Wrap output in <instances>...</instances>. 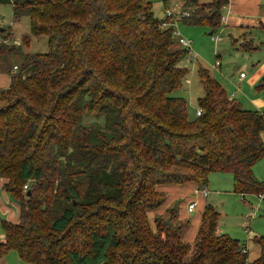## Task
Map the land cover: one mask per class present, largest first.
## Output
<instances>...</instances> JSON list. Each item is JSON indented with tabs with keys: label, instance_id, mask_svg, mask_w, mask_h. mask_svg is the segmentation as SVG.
Returning a JSON list of instances; mask_svg holds the SVG:
<instances>
[{
	"label": "trees",
	"instance_id": "obj_1",
	"mask_svg": "<svg viewBox=\"0 0 264 264\" xmlns=\"http://www.w3.org/2000/svg\"><path fill=\"white\" fill-rule=\"evenodd\" d=\"M230 1L179 0L183 16L163 0L159 17L150 0H0L13 20L28 15L24 44L46 35L48 47L5 68L0 178L18 218L0 221V257L15 250L31 264H247L246 243L218 231L210 204L192 243L176 204L157 212L164 187L202 188L210 172L230 173L235 193L264 196L253 172L264 156V113L245 109L200 64L201 113L189 117L186 99L172 95L191 58L187 47L172 48L176 22L214 30ZM2 31L0 54L13 52L11 28ZM255 89L264 90V74ZM252 241L260 254L251 264H264V236Z\"/></svg>",
	"mask_w": 264,
	"mask_h": 264
},
{
	"label": "rangeland",
	"instance_id": "obj_2",
	"mask_svg": "<svg viewBox=\"0 0 264 264\" xmlns=\"http://www.w3.org/2000/svg\"><path fill=\"white\" fill-rule=\"evenodd\" d=\"M150 1L155 14L164 12L166 7H164L163 0ZM170 1L169 7H175L176 10L180 9L179 0ZM234 2L237 3L236 10L241 11L236 13L229 10V15L236 18V20L233 23H226V14L230 7L228 4L222 9V17L224 19H221V25L214 30L207 25H189L181 20L176 22L178 35L190 40L192 43L190 56L188 55L191 58H186L181 62L182 65L188 67L189 74L186 76L182 87L173 92L172 95L182 96L186 99L189 117L195 115L197 98L203 94L197 73L199 64L208 69L210 75L221 84L232 98L238 100L245 109L258 110L264 113V90L257 91L255 84L258 81L253 83L250 80L253 74L264 66V0L259 1L257 13L243 9V3L245 7H248L246 5L248 4L247 2L242 3L240 0H235ZM248 2L251 4L250 1ZM175 4L177 5L175 6ZM8 27L11 28L12 38L6 42L7 45L17 41L16 44H19V46L13 52L0 54L1 69L12 68L14 64L21 65L26 53H44L47 51L46 35L32 37L28 44L23 43L22 37L29 34L28 15L25 14L18 20H13L11 6L9 4H0V42L4 34L2 29H8ZM245 44L257 47L245 49ZM179 47L180 44L176 41L172 45V48ZM217 61L219 65L215 67ZM240 72L246 74L247 77L239 84ZM258 104L261 105L259 106ZM262 139L264 141V131ZM253 172L258 181L264 182V156L255 163ZM207 181L206 187L210 192L208 197L205 198V203L210 204L222 217V224L218 230L233 238L247 241L251 250L255 244L252 241L253 237L264 236V199L260 200L259 196L255 194H245L242 197L240 194L235 193L233 191V176L230 173L210 172ZM187 196L194 197L192 193H188ZM196 198L199 200L198 197ZM185 199V195H182L174 203L178 209ZM4 202L6 208H12L16 214V206L18 204L8 195ZM201 211L197 206L192 213L187 214L186 218L190 223L186 229L190 233L191 229L195 228V223L199 222ZM180 215L184 216L183 214ZM196 216L198 222H191L189 218ZM7 218V211L3 213L0 210V221ZM180 218L183 217L180 216ZM248 221H250V236H247L244 231L246 228L245 222L248 223ZM3 238L4 234L0 223V239L2 240ZM3 259L8 264H31L22 260L15 250L8 251Z\"/></svg>",
	"mask_w": 264,
	"mask_h": 264
},
{
	"label": "crops",
	"instance_id": "obj_3",
	"mask_svg": "<svg viewBox=\"0 0 264 264\" xmlns=\"http://www.w3.org/2000/svg\"><path fill=\"white\" fill-rule=\"evenodd\" d=\"M235 0H232L231 3H229V9L227 11V14H226V20H227V24H229L230 22L233 23V21L236 20V18H233L231 15H229V10L230 11H234L236 13H239L240 11L236 10V6H237V3L234 2ZM242 2V0H240ZM250 1L251 4L248 2ZM248 1H243V2H247L248 4H246L248 7H245L244 6V3L242 5V7H244L243 9H245L246 11H251L253 13H257V9H259V1L260 0H248ZM15 65V64H14ZM14 65H12V71L14 70L13 67ZM7 69H1L0 67V90L3 89V88H6L8 85H9V82H10V76H9V73L6 71ZM264 74V66L260 67L259 70H257L253 76L250 78V80L253 82V83H256L260 77ZM246 74L244 77H242L241 79L238 78V82L239 84L241 82H243L245 79H246ZM256 103V102H255ZM257 105V104H256ZM259 106L261 104H258ZM5 183V180L0 178V210L4 213H8V218L7 220L9 221H12V222H16L17 221V218H18V205L16 206L17 208V211H16V214H15V211L10 208H6V205H5V202L4 200L7 199V193L6 191L4 190L3 188V185ZM204 188L207 189V187L205 186ZM202 188L200 187H197L195 184L193 183H187L185 185H171V186H166L163 188V190L165 191L166 193V201L163 203V205L157 210V212L159 211H164L165 209L169 208L170 206H172V204L176 203V201L182 197V195H185L186 199L185 201L182 203V205L179 207L178 211H179V217H183V218H186V216H188L187 214L188 213H192L195 208L198 206V209L203 210L204 206H205V198L208 197L209 195V192L208 189H207V193L206 194H203L202 193ZM188 193H192L194 195V197H188L187 194ZM242 197L244 195H241ZM199 198V200H197V198ZM192 201H196V205H195V208H193L192 210H189L188 209V205L189 203H191ZM202 213V211H201ZM180 214H183L184 216L180 215ZM200 217H201V214H200ZM196 217L194 218H189L191 220V222L193 221H196L198 222V219H196ZM187 219V218H186ZM251 221V220H250ZM250 221L248 223L245 222V227H247L248 231H245V234L247 236H250V233H251V230H250ZM199 223H200V220L199 222L196 224L195 223V228L194 229H191V233L190 231H188L187 229L184 230V234H183V238L185 241L187 242H190L192 243L193 240H194V237H195V234L197 232V229H198V226H199ZM222 224V217L221 215L219 214V221H218V227L220 229V226ZM244 226V225H243ZM219 231V230H218ZM220 232V231H219ZM246 236V237H247ZM249 238V237H247ZM244 242L246 243V249H247V253H248V262L247 264H251V262L253 260H255L259 254H260V247L258 244H254L253 248L250 250V247L247 243V241L244 240ZM5 257V256H4ZM4 257H0V264H8L5 259H3Z\"/></svg>",
	"mask_w": 264,
	"mask_h": 264
},
{
	"label": "built area",
	"instance_id": "obj_4",
	"mask_svg": "<svg viewBox=\"0 0 264 264\" xmlns=\"http://www.w3.org/2000/svg\"><path fill=\"white\" fill-rule=\"evenodd\" d=\"M173 11L174 10H169L168 12H167V14L169 15V14H173ZM176 14H179V15H187V13L185 12V11H180V9L178 10H176V12H175ZM221 19L223 20L224 18L223 17H221ZM176 37H177V39H178V42H179V44L180 45H182L183 47H187L189 50H190V46H191V41L190 40H188V39H185L184 37H182V36H180V35H178V32H176ZM14 43L16 44L17 43V41H14ZM219 65V62L217 61L216 63H215V67L216 66H218ZM15 68V67H14ZM245 76V74L243 73V72H240L239 73V78L241 79L242 77H244ZM201 113V109L199 108V107H197V109H196V114L197 115H199ZM24 189H26V185L24 186ZM202 193L203 194H206L207 193V189L206 188H203L202 189ZM263 194H260L259 195V199L261 200V199H263ZM194 206H195V201H192L189 205H188V209L189 210H192L193 208H194ZM249 222V221H248ZM244 231H248V229H247V227L244 229ZM243 252H245L246 251V248H244L243 250H242Z\"/></svg>",
	"mask_w": 264,
	"mask_h": 264
},
{
	"label": "water",
	"instance_id": "obj_5",
	"mask_svg": "<svg viewBox=\"0 0 264 264\" xmlns=\"http://www.w3.org/2000/svg\"><path fill=\"white\" fill-rule=\"evenodd\" d=\"M163 16V12H160L159 13V17H162ZM29 194V192H27V195Z\"/></svg>",
	"mask_w": 264,
	"mask_h": 264
}]
</instances>
